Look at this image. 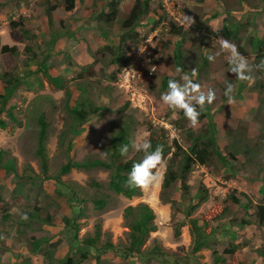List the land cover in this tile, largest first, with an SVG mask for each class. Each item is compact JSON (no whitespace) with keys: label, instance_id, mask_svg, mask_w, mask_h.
<instances>
[{"label":"rangeland","instance_id":"rangeland-1","mask_svg":"<svg viewBox=\"0 0 264 264\" xmlns=\"http://www.w3.org/2000/svg\"><path fill=\"white\" fill-rule=\"evenodd\" d=\"M39 1L41 0H0V49L3 46L14 49V51L8 50L5 53L0 52V75L8 73L13 78H20L19 86L5 108V110H8L11 106L14 107L13 113L18 123L9 121L6 112L0 116L8 124L5 129L0 127V150H4L10 157L15 158L18 178L1 171L0 186H3V189L0 193L3 195L4 200L12 205L13 211L19 210L21 214H24L26 210L38 207L43 208L52 218V225L43 224L40 228L29 230L26 234L27 240L32 236H35V238L47 236L53 239L52 242H58L57 248L47 245L41 250L42 252H54V264H58V260L66 255L72 257L76 249L81 248V244L72 240L75 228H73V231L67 230L62 221L64 217L73 218L76 215L77 218L74 220V224H78L77 236L79 241L82 240L83 236H93L94 227L98 224L101 229L100 245L110 242L116 247L115 251H107L99 255L101 264H146L139 257H134L131 260L121 259L116 252L127 243L128 229L123 220L124 209L128 206H137L144 203L154 213V224L156 226V232L150 233L143 247V250L148 254L147 257L152 255L151 258H148L150 260L149 264H211V251L217 249L219 252H223L224 249H227L236 241L229 236L232 232H236L235 230L238 231L233 223L238 224L242 218H247L250 213H254L255 208L253 206L255 204L264 203V194L258 196L257 188L259 184L257 180L254 181L253 179L254 162L246 167H240L238 163L232 162L230 169L234 167L235 173L233 175L226 168L220 174H215V172H209V169L205 167L195 165L188 178L189 187L186 192L180 188L179 183L171 185L168 194L176 202L173 206L160 200L167 160L154 171L153 174L157 179L147 188L140 187L141 195L131 199L116 196L108 190L109 173L101 168L72 169L67 175L61 177L65 184L72 185L74 189L83 188L84 192L82 194L85 196L94 197L95 194L101 192L107 201V205L102 210L96 209L89 200L83 201V204L77 203L65 187H61L63 189L61 192L58 190L56 183L50 182L47 178L56 176L61 165L67 162L69 156L72 161L79 163L89 159L108 161L104 147L111 137V122H117L120 118L117 110L125 104H128V108L124 111V114L133 116L136 126L132 132V150L125 156L124 160L131 159L137 152L135 146L148 141L150 133H158L160 129L166 131L168 146L173 141H177L186 149L185 137L174 128L171 122L177 117L176 114L180 110L170 109L161 100V95L164 92L160 91V87L165 78L180 79L182 76H188L198 83L205 93L209 89L215 90L216 99L212 104L205 105L206 107L210 105L211 117L203 119L201 123L198 122L195 126L188 121V126L194 131H200L206 126L207 122L213 121L216 141L224 155L226 154L225 151L232 149L234 137L239 135L241 125H246L245 133L247 137H244V144L251 145L254 143L260 127L252 117L255 111H249L250 109L247 106L251 98L250 92L241 90L239 84L242 80L229 70L230 51L222 47L223 43L216 42L206 50L214 57V60H209L208 68L199 71L197 69L200 66V50L198 48L187 50V72L183 73L184 75H179L174 65L172 46H164L167 40H172V43L175 44L177 37L167 36V31L164 29L165 24L152 32L154 17L152 16V18L151 15L145 17L136 30L137 42H131L123 46L130 55L131 60H136V65L140 68V79L127 84L122 79L119 82V77H117V81L113 83L108 82L107 74L111 72L109 69H105L103 72L99 71L94 77L95 82H92L91 90L94 95L92 98L94 104L106 106L108 111L106 109L100 111L95 116L90 117L86 124L81 125L79 119H72V116L65 110L63 91H55L46 82L41 66L48 65L51 74L61 75L66 80L77 78L78 75L83 74V67L92 62V58L86 51L87 44L92 45L94 51L104 41L106 43L103 46L119 45L122 20L117 21L115 26L112 27V36L109 37V41H106L107 39L99 36L100 34L94 29L93 33L89 35L84 32L90 27L85 26V23H83L84 15H87V12L80 8L73 14V20H70L68 24L70 25V32L76 26L77 30L73 34L81 35L86 39L87 42L83 43L84 50L76 45L80 39L75 40L73 37L66 36L60 38L64 45L58 49L56 45L52 47L51 42L56 34L62 33L58 21L64 19L65 15L69 13L63 11V6L58 7L51 17L52 24H47V19L44 16L43 8L38 3ZM253 1L254 5L257 6V13L244 8L235 17L240 21H246L247 18L254 17L256 25L254 32L259 31L262 34L264 32V9H262L260 0ZM218 6L207 12L209 14L221 13V8ZM183 7L185 8L184 21L186 24H190L191 16H193L192 9L187 4H183ZM175 9L173 8L171 11ZM170 20L172 23L174 22L171 18ZM11 21L23 25H20V28L12 29L10 26ZM72 21H78V23H71ZM213 22L214 27H216L217 19ZM186 24L185 27H187ZM25 31L29 34L24 33ZM254 32L249 30V36L253 35ZM95 38L100 40H95ZM232 45H235L236 49L241 48L242 42H239V44L232 43ZM248 52L243 51L240 54L247 59L250 58ZM33 53L36 55L33 56ZM96 58L102 60L100 54ZM103 60L108 63L109 59L104 58ZM105 65L108 68V64ZM249 72H252V70L249 69ZM228 83L234 84L231 93L234 101L231 104L228 103V100L222 103L226 98L225 91ZM70 86L72 91L76 90L74 82L70 83ZM3 88L0 78V102ZM77 97L78 93L75 91L74 98ZM158 101H160L159 104H157ZM220 103L222 106L216 109V106ZM205 106L199 110H204ZM41 111L48 112L47 121L49 123L47 140L44 145L47 164L46 174L42 173L40 158L36 154L38 135L36 118ZM241 136L243 137V135ZM70 145L72 147L68 150ZM259 161L264 164V151L261 152ZM16 182L19 184L21 191L19 201L13 195ZM40 182H42L41 185L46 190L45 192L35 187ZM30 183L34 190L32 188H30L31 191L29 190ZM96 183L99 184L98 187L95 186ZM201 184H204L208 189L209 199L189 214V208L198 203L199 193L202 195ZM234 190L247 197L241 195V202L251 205V210L245 214V210L241 206L237 208L232 218L227 221L228 223L231 222V225L226 226L224 229L214 230L213 235L208 236L210 249L203 248L198 253H193V239L195 238L190 234V220L197 219L198 226L203 228L202 218L209 215L215 206H223V200L229 192ZM80 208H83L82 217L77 216ZM218 225L219 223H215L214 227ZM175 230L179 231L178 237H175ZM263 237L264 229L256 233L255 241L253 240L246 249L249 264H264L256 252L262 244ZM22 242V240H18L13 245V256L8 254L6 258L2 257L5 260L4 263V260L2 261V264H23ZM154 246L161 248L162 253L155 255V251H150ZM173 253L180 257H174ZM96 255L98 254L94 256ZM94 258H91L85 264H95ZM45 263L44 261L42 264Z\"/></svg>","mask_w":264,"mask_h":264},{"label":"trees","instance_id":"trees-1","mask_svg":"<svg viewBox=\"0 0 264 264\" xmlns=\"http://www.w3.org/2000/svg\"><path fill=\"white\" fill-rule=\"evenodd\" d=\"M86 0H41L39 5L43 8L44 16L47 22L51 25V17L54 11L63 6V11L65 13H71L76 9L77 4H84ZM91 4L86 7L89 11L90 16L85 22L88 26L93 25V29L98 32L102 38L112 36V27L115 26L117 21L122 20L120 24V35L119 45L115 46H99L97 50H92L93 48L87 46L86 51L92 62L83 67V74L78 75L77 78L74 77L70 80H66L61 75H53L50 73L48 65H42V70L44 72V77L46 82L55 91H63L65 100L64 108L72 116V119H79L82 124H86L90 117L95 116L102 110H107L106 106H98L94 104L92 98V82L94 77L105 69L111 71L107 74L108 82H116L118 74L121 69L127 66L130 62V55L125 51L123 46L128 43L137 42L136 30L141 25L142 20L145 17L152 15L154 17L153 27H157L161 24H165L167 36L177 37L176 43H172V40H167L164 43L165 47L172 46V52L174 54V65L176 70L180 69L179 75H184L187 72V62L186 55L187 50L198 48L200 50L199 54V71L208 68L209 66V53L206 50L211 48L216 42L223 43L225 40L232 45V43L239 44L242 42L241 48H237L239 53L243 51H249V57L247 58L248 68L245 75L248 79L242 80L239 84L241 90L250 92L256 95V99L252 100L250 94V99L248 101L249 111H255L253 114V120L259 125L260 129L254 143L251 145L244 144V137H247L245 133L246 125H241L239 127L240 133L234 137L232 149H228L226 154L222 153V149L219 147L215 137V124L213 121L207 122L206 126L200 131H194L190 126H188V120L184 117L183 112L180 110L176 114V118L172 120L174 128L183 134L187 144V148H183L177 141H173L170 146L166 143V131L160 129L158 133H150L148 141L151 142L152 150H155L157 146L161 148L162 159L157 165L159 167L166 160V171L164 173L160 200L163 203H169L172 206L176 203L172 200V196L168 194V191L173 184H180V188L183 191H187L189 184L188 178L191 175L192 168L196 165L205 167L209 169V172H215V174H220L224 169H228L230 174L235 173L234 167L230 169L231 163H238L240 167H246L254 162L255 170L253 172L254 181L257 180L259 186L257 188L258 196L264 194V164L260 160L261 152L264 151V32L261 34L259 31L254 32L255 18L249 17L247 20L240 21L236 14L242 12L244 8L248 10L255 11L257 13V6L254 5L253 0H185L184 5L187 4L191 7L193 16H191V23L187 29L175 27L171 22L169 16L166 14L165 10L161 7L160 2L157 0H89ZM262 2V9H264V0ZM53 2V3H52ZM215 4L221 8V13L209 14V8L211 5ZM198 17V18H196ZM72 18V15L68 20H61L60 25L62 29H65L64 34H56L52 39V47L59 40L60 36L73 37L75 40H79L81 36L77 34H68L69 25L68 21ZM217 20V26L214 27L213 20ZM23 25L15 21H11L10 26L12 29L20 28ZM153 30V29H152ZM249 30L253 31V35L249 36ZM24 33H28L25 31ZM29 34V33H28ZM162 45V44H161ZM187 46V47H185ZM39 48V45L37 46ZM190 48V49H189ZM9 51H14V49L8 46H3L0 52L5 53ZM102 56V60L96 58L97 55ZM36 54L33 53V56ZM252 57V58H251ZM104 58H108V63L104 62ZM250 60V61H249ZM108 64V68L107 65ZM98 66V68H96ZM249 69L252 72H249ZM3 83V94L1 95L0 102V116L6 112L9 121L12 123H18L13 110L14 107L11 106L8 110H5L6 105L10 98H12L15 90L19 86L20 78L12 77L11 74L5 73L0 75ZM170 78H165L162 81L160 91L166 92L168 86V80ZM177 79V78H176ZM75 84V91L78 93V97L74 98V92L71 90L70 83ZM234 85V84H233ZM232 85V87H233ZM107 89V88H106ZM80 94V95H79ZM251 100L253 101L252 105ZM227 98H225L222 103H225ZM160 101L157 102L159 104ZM72 103V104H71ZM156 104V105H157ZM50 107L52 106L50 102ZM210 105L205 106L204 110H199L201 115L198 118V122L201 123L203 119L210 118ZM222 104L216 106L220 108ZM128 108V104L123 105L117 110L120 118L117 122H111V137L108 144L104 147L108 161H103L100 159H89L84 162H74L68 157L67 162L61 165L56 176L47 178L50 182L56 183L58 190L61 192L65 187L66 191L69 192L77 203L83 204V201L89 200L93 203L94 207L98 210H102L107 205L106 199L103 194L99 192L95 196H85L82 194L84 192L83 188L74 187L70 184H65L61 177L67 175L72 169L89 170L93 168H101L109 173V181L107 182V188L109 191L113 192L116 196H123L127 199L137 197L141 195L140 187L129 186L128 175L132 169L133 164L139 162L143 158V153L137 151L135 155L129 159L124 160L125 156L129 154L132 150V132L135 129L136 122L134 117L129 114H124V111ZM263 114V115H262ZM48 112L41 111V113L36 118V125L38 128L37 135V150L36 154L40 158L41 171L43 174L47 172L46 156H45V142L47 140V133L49 123L47 121ZM212 120V119H211ZM7 123L0 117V127L2 129L7 128ZM243 135V137L241 136ZM242 142V143H241ZM127 146L128 151L122 154L123 148ZM68 147V150H70ZM173 150V152H172ZM169 156V157H168ZM156 167V168H157ZM153 169L152 172L156 170ZM1 171L10 173L18 178L16 160L10 157L9 154L0 150V173ZM252 171V170H251ZM42 182L35 185L42 191H46L42 188ZM53 183V184H54ZM204 184H201V193H199L200 198L198 203L189 208L188 213L191 214L194 209H196L201 203L206 202L208 197V189ZM22 186V185H21ZM99 186V184H95ZM23 187V186H22ZM34 190V187L30 183L29 190ZM3 186H0V191ZM21 191L19 189V184L15 183V188L13 190V195H15L16 200L19 201L21 198ZM204 195V196H203ZM242 193L234 190L229 192L226 198L223 200V206H215L209 213V215L202 218L204 227L198 226L197 219L190 220V234L195 238L193 239L192 252L198 253L203 248H209L208 236L213 235L214 230H220L226 226L231 225V222L227 221L232 218L237 208L240 206L245 210V214L249 213L251 210V205L243 204L241 202ZM107 197V196H105ZM245 198H247L245 196ZM5 201L3 195L0 193V264L6 256L11 254L13 256V245L17 243L18 240H22V254H23V264H54L55 259L53 251L42 252V248L50 245L53 248L58 247V242H52L53 239L50 237L35 238L32 236L27 240L26 234L29 230H35L40 228L41 225H52V218L47 214L43 208L35 207L26 210L24 214H21L19 210L13 211L12 205ZM254 213H250L249 217H244L240 222L233 223L238 229L236 232H232L229 236L236 240L233 244L224 249L223 252H219L217 249L211 251V264H248L246 258L243 254V250L250 244L249 241L245 239L247 229L252 231L254 235L257 229L264 227V203L255 204ZM83 208H80L77 216L82 217ZM253 215L254 217H252ZM26 217V218H25ZM76 215L73 218L64 217L63 224L67 230L73 231V241L81 244V248H77L72 257L64 256L62 259L58 260V264H85L91 258L95 259V264L100 263V256L102 253L107 251H115L116 247L107 242L104 245H100L101 229L97 224L95 225L93 236H83L78 240V224H74ZM123 220L125 221L126 228L128 229L127 243L123 245L121 249L116 250L117 254L120 255L121 259H134V257H139L141 261L149 264L150 260L147 257L148 254L143 250L146 240L150 233L156 232V226L154 224L155 215L147 204L140 203L137 206H128L124 209ZM219 223L217 227L214 224ZM253 227L254 230L251 228ZM256 229V230H255ZM179 236V231L175 230V237ZM3 241V242H2ZM2 242V244H1ZM161 248L154 246L150 251H155L156 254L162 253ZM24 251V252H23ZM41 251V254H40ZM94 251V252H93ZM169 252V251H168ZM259 256L264 259V237L260 248L256 251ZM38 254V255H35ZM95 254H98L94 256ZM153 254V253H152ZM174 257H180L173 253ZM4 257V258H2ZM35 257V258H34ZM146 259V260H144ZM5 260L3 261V263Z\"/></svg>","mask_w":264,"mask_h":264},{"label":"clouds","instance_id":"clouds-1","mask_svg":"<svg viewBox=\"0 0 264 264\" xmlns=\"http://www.w3.org/2000/svg\"><path fill=\"white\" fill-rule=\"evenodd\" d=\"M157 1L158 3L160 2V5L165 10L169 18L174 21L173 24L175 27L183 29H187L189 27L190 24L185 23V18L183 16L185 10V8L183 7L184 0H182V7L180 9V18L183 19V25H180L176 22L175 18L177 17V15H171L166 11V8L162 4V0ZM174 1L176 2L178 0ZM185 24L187 25V27H185ZM159 26L162 27L163 24ZM159 26L152 27L153 30L151 31L153 32L157 30ZM222 47L230 51L229 70L241 80L248 79V77L245 75V72L248 68L247 61L243 57V55H241L237 51L235 45H231L228 41L225 40L223 42ZM208 59L211 61L214 60V57L210 55ZM130 66L139 71L138 79H140V68L136 65V60L133 61L130 59L129 64L122 68L121 72L118 74L119 82L121 81V79L123 80L124 73L127 69L130 68ZM177 71L179 72L180 69H177ZM232 90L233 87L231 83H228L226 85L225 96L229 104L234 101V97L231 95ZM215 99V90L209 89L207 93H205L203 90H201V86L188 76H182L180 79L170 78L168 80L167 91L162 93L161 95V100L164 104H166L172 110H181L183 112L184 117L188 121H190L193 126L198 123V118L201 115V112L198 111V109H202L206 104H212ZM135 147L137 151L142 152L144 155L139 162L133 164L132 169L128 175V184L129 186L147 188L157 179L153 174L152 170L155 169L157 165L161 162V148L157 146L155 150H152V145L150 141H146L143 144H138ZM127 151L128 148L127 146H125L122 150V154L126 153Z\"/></svg>","mask_w":264,"mask_h":264},{"label":"crops","instance_id":"crops-1","mask_svg":"<svg viewBox=\"0 0 264 264\" xmlns=\"http://www.w3.org/2000/svg\"><path fill=\"white\" fill-rule=\"evenodd\" d=\"M91 4V2L89 1V0H86L85 2H84V4H77V6H76V9H75V11L74 12H71V13H69V14H67V15H65L66 17L64 18L65 20H68V18H70V16L72 15V18L70 19V20H73V14L75 13V12H77L80 8H83L84 9V11H86L87 12V15H84L85 17H84V19H83V23H85L87 20H88V18H89V16H90V13H89V11L88 10H86V7H88L89 5ZM216 5L215 4H213V5H211V7L209 8V11L212 9V8H214ZM64 19H61V20H64ZM61 20H59V21H61ZM70 20L68 21L69 23H70ZM218 20V19H217ZM58 21V23H59V25H60V22ZM71 23H78V21H72ZM47 24H48V22H47ZM69 25V24H68ZM87 24L85 23V26H86ZM88 26V25H87ZM69 27H70V25H69ZM88 27H90V29H88L87 31H84V32H86L87 33V35H89L90 33H93V25H90V26H88ZM60 28H61V25H60ZM63 30H64V33H65V29H62V33L61 34H64L63 33ZM77 30V27L75 26V29L73 30V31H71L70 32V29H69V31L67 32V33H70V34H73V32L74 31H76ZM95 31V30H94ZM59 34V33H58ZM79 36H81V35H79ZM97 36V35H96ZM62 36H60V38H61ZM64 37V36H63ZM93 37V36H92ZM109 37H111V36H109ZM109 37H105V38H103V39H107L106 41H109L110 39H109ZM59 38V43H58V41L54 44V45H56L57 47H58V49H60V48H62V46L64 45L63 44V41H62V39H60ZM95 40H100V39H97V38H95ZM87 41H86V39L84 38V37H82L81 36V38H80V41H79V43L78 44H76V45H78L77 47H81V50L83 49L84 50V47H83V43H86ZM58 43V44H57ZM106 42L104 41L102 44H100V46L102 45L103 46V44H105ZM87 46H90V47H92L93 48V46L92 45H89V44H87ZM82 53H83V51H82ZM251 94V93H250ZM251 96H253L252 97V100L253 99H256V95H254V94H251ZM252 105H254V106H256L255 104H253V102H252ZM253 230H254V228L253 227H251ZM263 229H264V227L263 228H261V229H255L256 230V233H258L259 231H263ZM256 233L253 235L252 234V231L250 230V229H247V232H246V237H245V239L247 240V241H249L250 242V244L252 243V241L254 240L255 241V237H256ZM263 240V239H262ZM248 246H249V244L247 245V247H245L244 248V250H243V254H244V256H245V258H246V261L248 262V264H249V260H248V258H247V256H246V249L248 248ZM261 257V256H260ZM261 262H264V259L261 257Z\"/></svg>","mask_w":264,"mask_h":264},{"label":"built area","instance_id":"built-area-1","mask_svg":"<svg viewBox=\"0 0 264 264\" xmlns=\"http://www.w3.org/2000/svg\"><path fill=\"white\" fill-rule=\"evenodd\" d=\"M162 4L166 8V11L171 15H177L175 18L176 22L180 25H183V19L180 18V9L182 7V0L174 1V0H162ZM176 8L174 11H171V9ZM139 78V71L137 69H134L132 66H130L129 69L126 70L123 76V80L125 83L129 84L131 82H135Z\"/></svg>","mask_w":264,"mask_h":264}]
</instances>
